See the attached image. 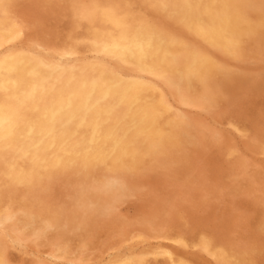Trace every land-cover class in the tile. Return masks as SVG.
<instances>
[{
  "label": "rangeland",
  "instance_id": "rangeland-1",
  "mask_svg": "<svg viewBox=\"0 0 264 264\" xmlns=\"http://www.w3.org/2000/svg\"><path fill=\"white\" fill-rule=\"evenodd\" d=\"M111 1L0 0L14 28L0 38V61L50 65L46 96L67 80L51 120L57 135L72 133L77 156L100 150L87 161L49 147L35 163L0 153V264H264V0H234L241 32L221 41L204 33L221 22L210 16L229 6L223 0L197 9L199 29L183 11L205 0ZM135 33L170 55L168 69L119 53Z\"/></svg>",
  "mask_w": 264,
  "mask_h": 264
},
{
  "label": "bare ground",
  "instance_id": "bare-ground-1",
  "mask_svg": "<svg viewBox=\"0 0 264 264\" xmlns=\"http://www.w3.org/2000/svg\"><path fill=\"white\" fill-rule=\"evenodd\" d=\"M39 1V0H37ZM45 2L47 0H44ZM109 1V0H108ZM111 1V0H110ZM122 1V0H121ZM131 1V0H130ZM139 1V0H138ZM172 1V0H171ZM225 3H227L229 6L225 8V10L222 9V11L218 8L217 11L211 13V19L210 20H220L218 19L219 17L222 16V20L219 24H217L213 29H208L204 33L206 36H209L212 38L213 41H221L224 38H234L236 37L237 34L241 32L240 30V24L242 21V12H241V7L239 5L233 4L234 0H223ZM31 2V1H30ZM105 2V1H104ZM112 2V1H111ZM119 2V1H118ZM216 0H205L204 3L202 4H197V3H192L191 7L185 8L183 12L187 14L190 18L193 17L194 13H196L199 8V10L204 9L205 7L209 6L211 7L213 4H215ZM25 3V2H24ZM42 3V2H41ZM64 3V1H63ZM102 3V2H101ZM109 3V2H108ZM184 3V1H182ZM263 3V2H262ZM42 4L45 5L43 2ZM56 4V3H55ZM62 4V3H61ZM67 4V3H65ZM112 4V3H111ZM255 4V3H254ZM27 5V4H26ZM38 5V4H37ZM58 5V4H57ZM68 5V4H67ZM213 5V6H214ZM4 6V5H3ZM22 6V5H21ZM30 6V5H29ZM39 6V5H38ZM104 6V5H102ZM262 6V5H261ZM20 7V5H19ZM26 7V6H24ZM23 7V8H24ZM63 7V6H62ZM65 7V5H64ZM63 7V8H64ZM108 7V6H107ZM122 7V6H121ZM183 7V6H182ZM3 8V7H2ZM21 8V7H20ZM40 8V7H39ZM56 8V7H55ZM68 8V6H67ZM215 8V7H214ZM127 9V8H126ZM212 9V8H211ZM261 9V8H260ZM56 10V9H55ZM53 10V11H55ZM116 10V9H115ZM141 10V9H140ZM259 9H257L258 11ZM20 11V10H19ZM22 11V10H21ZM60 13V10H58ZM69 11V10H68ZM181 11V10H180ZM255 11V10H254ZM256 11V12H257ZM48 12V11H47ZM70 12V11H69ZM159 12V11H158ZM248 12V11H247ZM255 12V14H256ZM262 11L260 10V13ZM253 11L251 12V14ZM264 13V12H262ZM66 14V13H65ZM165 14V13H164ZM249 14V15H251ZM171 15V14H170ZM156 16V15H155ZM163 16V15H162ZM69 17V16H68ZM136 17V16H135ZM141 17V16H140ZM176 17V16H175ZM175 17H173L175 19ZM11 18V17H10ZM162 18V17H161ZM194 18V17H193ZM204 18V17H203ZM248 18V16H247ZM251 18V17H250ZM67 19V18H65ZM64 19V20H65ZM205 20V19H204ZM264 20V16L263 19ZM68 21V20H67ZM192 25L195 29H199L200 24L198 20H191ZM8 22V21H7ZM1 16L0 12V38L2 39H8L10 38L13 33H14V28L12 25H9ZM207 22V20H206ZM254 22V21H253ZM256 22V21H255ZM59 23V22H58ZM67 23V22H66ZM82 23V22H81ZM161 23V22H160ZM247 23V22H246ZM95 24V23H94ZM187 24V23H186ZM210 24V23H209ZM264 24V23H263ZM82 25V24H81ZM100 25V24H99ZM182 25V23L180 24ZM250 25V24H249ZM72 26V24H71ZM96 26V25H95ZM98 26V25H97ZM168 26V25H167ZM166 26V27H167ZM65 25L64 28L65 29ZM69 27V26H68ZM84 28L83 26H81ZM246 27V26H245ZM243 26V28H245ZM62 28V26H61ZM90 28V27H89ZM88 28V29H89ZM99 28V26H98ZM104 28V27H102ZM177 28V27H176ZM253 28V27H252ZM23 29V28H22ZM21 29V31H22ZM168 29V28H167ZM244 30V29H243ZM254 31V28L252 29ZM260 30V29H259ZM81 31V30H80ZM262 31V30H260ZM259 31V32H260ZM76 32V31H75ZM82 32V31H81ZM257 32V31H256ZM254 32V33H256ZM22 33V32H21ZM59 33V32H58ZM77 33H79L77 31ZM83 33V32H82ZM253 33V34H254ZM258 33V32H257ZM261 33V32H260ZM51 34V33H49ZM54 34V33H53ZM56 35V34H55ZM79 35V34H77ZM84 36V34H82ZM99 35V34H98ZM242 35V33L240 34ZM255 35V34H254ZM19 36V35H18ZM52 36V34H51ZM59 37V35H57ZM76 36V35H75ZM244 36V35H243ZM257 36V35H255ZM260 36V35H259ZM61 37V36H60ZM78 38V36H76ZM90 37V36H89ZM104 37V35H102ZM249 37V36H248ZM51 38V37H50ZM49 38V39H50ZM237 38V37H236ZM242 38V36H241ZM240 38V39H241ZM55 39V38H54ZM59 39V38H58ZM169 39V38H168ZM262 39V37H261ZM261 39L259 41H261ZM40 40V39H39ZM47 40V39H46ZM64 40V39H62ZM69 40V39H68ZM67 40V41H68ZM57 41V40H56ZM60 41V39H59ZM242 41V39H241ZM240 41V42H241ZM247 40H245L246 42ZM250 41V39H249ZM247 41L246 44L249 42ZM258 41V42H259ZM49 42V41H47ZM52 42V41H51ZM131 42L133 46H124L121 47L119 50V53L122 55H129L132 57L134 60H148L151 64H153L156 68L164 71L168 69L171 65V58L170 55L165 51V50H159L157 48V42H154L152 40V37H149L147 35L140 37L138 33H135V36L131 39ZM179 42V40H178ZM251 42V41H250ZM257 42V43H258ZM50 43V42H49ZM48 43V45H49ZM58 43V41H57ZM66 44V43H65ZM71 44V43H70ZM178 44V43H176ZM240 44V43H239ZM51 45V43H50ZM53 45V44H52ZM55 45V44H54ZM61 45V44H60ZM181 45V44H180ZM243 45V43H242ZM250 45V43H249ZM253 45V44H252ZM260 45V44H259ZM263 45V44H262ZM72 46V45H71ZM70 46V47H71ZM82 46V45H81ZM89 49L88 44L86 45ZM241 46V45H240ZM246 46V45H245ZM256 46V45H254ZM261 46V45H260ZM264 46V45H263ZM64 47V45H63ZM85 47V45H84ZM180 47V46H179ZM244 47V45H243ZM79 48V47H78ZM90 48H92L90 46ZM178 47L174 48V51H176ZM186 48V47H185ZM242 48V46H241ZM253 48V47H252ZM261 48V47H260ZM263 48V47H262ZM76 49V47L74 48ZM172 49V48H171ZM83 50V49H82ZM86 50V49H85ZM84 50V51H85ZM184 56L187 55L188 49H182ZM247 50V48H246ZM249 50V49H248ZM247 50V51H248ZM87 51V50H86ZM91 51V50H90ZM180 51V50H179ZM261 51V49H260ZM245 52V50H244ZM253 52V50L251 51ZM247 53V52H246ZM264 53V52H263ZM240 55V54H239ZM244 56V55H243ZM242 56V57H243ZM183 57V56H182ZM240 57V56H239ZM256 57V56H255ZM262 59V56H260ZM181 58V57H180ZM246 58V57H244ZM264 58V57H263ZM251 59V58H250ZM258 59V58H257ZM183 60V59H182ZM253 60V59H252ZM264 60V59H263ZM189 61V59H188ZM184 63V61H183ZM183 65V64H182ZM180 63V66H182ZM201 67L202 70L204 71H211V67L206 63H200L198 64V67ZM185 67L188 68V65L185 64ZM196 65H194V68ZM185 68V69H186ZM215 68V66H214ZM185 69L182 70V72H185ZM108 70V69H107ZM173 71V70H172ZM214 71V69H213ZM168 71H166L167 73ZM203 71L201 72V74ZM52 67L50 65H47L45 63H42L40 60L37 59H32L30 57H25V56H20L16 57L14 59H4L0 61V95L2 98L0 99V153H5L7 151L13 150V151H18L22 155H26L27 153H30V161L31 163H35L37 156L40 154V152L49 147H54V148H62L60 153L62 154L63 157L65 158H82L87 161H93L96 158V156L100 153L99 146L96 147V152H87L84 155L77 156V151L74 149L73 145L71 144V134L72 133H67L61 135V137H58L57 135V128L54 127V124L52 123V116L54 111H59L63 109V99H62V94L66 90L67 86V80H65L63 83L60 84L57 90L52 91L50 94L47 96L44 94V87L47 85H50V78L52 75ZM208 74V73H207ZM214 74V72H213ZM255 74V73H254ZM253 74V75H254ZM111 76V75H110ZM200 76V75H199ZM209 76H213L209 74ZM208 76V78H210ZM53 78V76H52ZM201 78V76H200ZM213 78V77H211ZM237 78V77H236ZM71 79V78H70ZM77 79V78H76ZM215 79V78H214ZM97 80V79H96ZM239 80V78L237 79ZM87 81V80H86ZM255 81V80H254ZM259 81V80H258ZM212 82V81H209ZM256 82V81H255ZM70 83V82H69ZM72 84V83H71ZM109 83H102L98 89V94L103 95L108 92V85ZM185 85V84H184ZM214 85V84H212ZM234 85V84H232ZM237 85V83H236ZM210 86V84H209ZM70 87V86H69ZM7 89H9V92L7 93ZM230 89V88H229ZM236 89V88H235ZM257 89V88H256ZM133 90V88H132ZM233 90V89H232ZM135 91V90H133ZM234 91V90H233ZM232 91V92H233ZM245 91V90H244ZM247 91V90H246ZM250 92V90H249ZM248 92V93H249ZM251 93V92H250ZM113 95L117 96L119 95L118 91H113ZM213 94V93H212ZM146 95V94H145ZM157 95V94H156ZM200 95V93H199ZM202 95V94H201ZM227 95V94H226ZM225 95V96H226ZM41 97L44 99V102L41 100V105L37 108L36 113H32L29 110L30 106V101L33 98ZM190 102V101H189ZM148 107V106H147ZM84 104L80 103V105L77 107L78 111L84 110ZM143 113H146L145 110L142 111ZM149 113V111H148ZM164 117V116H163ZM171 118V115L169 116ZM168 119V118H167ZM264 119V118H263ZM161 120V119H160ZM264 126V125H263ZM86 128L90 130L92 128V124L86 125ZM106 129V128H105ZM255 129V128H254ZM244 130V129H242ZM132 132V131H131ZM242 132V131H241ZM205 134V133H204ZM199 135V134H198ZM164 136V135H163ZM172 136V135H171ZM203 137V136H202ZM205 137V136H204ZM208 137V136H207ZM139 138V137H138ZM168 139V137H167ZM219 139V138H218ZM257 139V138H256ZM207 140V139H206ZM220 140V139H219ZM173 141V140H172ZM215 141V139L213 140ZM260 141V140H259ZM166 142V141H165ZM178 142V141H177ZM263 142V141H262ZM215 143V142H214ZM257 143V141H256ZM175 144V143H174ZM173 144V145H174ZM177 144V143H176ZM175 144V145H176ZM207 144V142H206ZM143 145V144H142ZM178 146V145H177ZM142 147V146H141ZM184 147V146H183ZM172 148V146L170 147ZM174 148V147H173ZM145 149V148H144ZM176 149V148H175ZM184 149V148H183ZM186 149V148H185ZM255 149V148H254ZM178 151V150H177ZM182 151V149H181ZM140 152V151H139ZM145 152V151H144ZM229 152V151H228ZM147 153V152H146ZM183 153V152H181ZM195 153V152H194ZM140 154V153H139ZM186 154V153H185ZM166 155V154H165ZM187 155V154H186ZM149 156V155H148ZM178 156V155H177ZM183 156V155H182ZM189 156V155H188ZM235 156V155H234ZM139 157V156H138ZM157 157V156H156ZM162 157V156H161ZM135 158V157H134ZM181 158V157H180ZM183 158V157H182ZM140 159V158H139ZM179 159V158H178ZM146 160V159H145ZM144 160V161H145ZM164 160V158H163ZM173 160V159H172ZM180 160V159H179ZM178 160V161H179ZM183 160V159H182ZM168 162V160L166 159ZM164 161V162H166ZM171 161V160H170ZM181 161V160H180ZM78 162V161H76ZM75 162V163H76ZM142 162V161H141ZM151 162V161H150ZM155 162V160H154ZM159 162V161H158ZM163 162V163H164ZM175 162V161H172ZM183 162V161H182ZM193 162V161H192ZM178 162H176L177 164ZM198 163V162H197ZM25 164V163H24ZM118 164V163H117ZM145 164V163H144ZM147 164V163H146ZM245 164V163H243ZM171 165H173L171 163ZM178 165V164H177ZM186 165V164H185ZM168 166V165H167ZM166 166V168H167ZM75 167V166H74ZM158 167V166H157ZM174 167V166H172ZM139 168V166H138ZM175 168V167H174ZM256 168V167H254ZM244 169V168H243ZM73 170V169H72ZM232 170V169H231ZM246 170V169H244ZM189 170H186L185 172H188ZM248 172V171H247ZM250 172V171H249ZM228 173V172H227ZM183 174V173H182ZM232 174V173H231ZM239 174V173H238ZM248 174V173H246ZM251 174V172H250ZM189 176V175H188ZM249 176V175H248ZM81 177V176H80ZM192 177V176H191ZM74 178V177H73ZM152 178V177H151ZM178 178V177H177ZM188 178V177H187ZM180 179V178H179ZM192 179V178H190ZM242 179V178H241ZM250 179V178H249ZM73 180V179H72ZM186 180V178H185ZM188 180V179H187ZM192 181V180H191ZM190 181V182H191ZM194 181V180H193ZM249 181V180H248ZM251 181V179H250ZM252 181L253 178H252ZM9 182V181H8ZM195 182V181H194ZM156 183V182H155ZM135 184V183H134ZM158 185V184H157ZM193 185V184H192ZM202 185V184H201ZM231 185V184H229ZM228 188V187H227ZM58 189V188H56ZM263 189V188H262ZM185 190V189H184ZM191 190V189H190ZM189 192V191H188ZM193 192V191H192ZM59 193V192H58ZM3 194H5L3 192ZM51 194V193H50ZM60 194V193H59ZM6 195V194H5ZM55 195V194H53ZM250 195V194H249ZM10 196V195H9ZM52 196V195H51ZM247 196V195H246ZM3 197V196H2ZM5 197V196H4ZM2 198V200L4 199ZM8 197V196H7ZM57 197V196H56ZM62 197V196H59ZM58 197V198H59ZM204 197V196H203ZM16 198V197H14ZM57 198V199H58ZM252 198V196H251ZM7 199V198H6ZM52 199V198H51ZM55 199V198H54ZM253 199V198H252ZM5 200V199H4ZM50 200V199H49ZM59 200V199H58ZM7 201V200H6ZM71 201V200H70ZM52 202V201H51ZM58 202V201H57ZM65 202V201H64ZM260 202V201H259ZM256 203V202H254ZM6 204V202H5ZM38 204V203H37ZM260 204V203H259ZM258 205V204H257ZM4 206V205H3ZM7 206V205H6ZM15 206V205H14ZM8 207V206H7ZM12 208V207H11ZM50 208V207H49ZM257 208V207H256ZM1 209V207H0ZM171 209V208H170ZM50 210V209H49ZM164 210V209H163ZM156 211V210H155ZM165 211V210H164ZM156 213V212H155ZM159 215V214H158ZM161 215V214H160ZM263 215V214H262ZM1 216V215H0ZM165 217V216H164ZM151 218V217H150ZM114 220V219H113ZM124 220V219H123ZM106 221V220H105ZM148 221V220H147ZM168 221V220H167ZM195 221V220H194ZM109 222V221H108ZM165 222V221H164ZM200 222V221H199ZM162 223V222H161ZM202 223V222H201ZM257 223V222H256ZM175 224V223H174ZM181 225V224H180ZM191 225V223H190ZM201 225V224H200ZM176 226V225H175ZM187 226V225H186ZM109 227V226H108ZM113 227V226H112ZM112 227L110 228L112 230ZM119 227V226H118ZM116 227V228H118ZM188 227V226H187ZM198 227V226H197ZM178 228V227H175ZM183 228V227H182ZM181 228V229H182ZM192 227H189V229ZM195 229V228H194ZM193 229V230H194ZM102 230V229H101ZM106 230V229H105ZM128 230V229H127ZM126 230V231H127ZM142 230V229H141ZM198 230V229H197ZM207 230V229H206ZM100 231V230H99ZM115 231V230H114ZM145 231V230H144ZM217 231V230H216ZM102 233H107L104 231H101ZM111 232V231H110ZM186 232V231H185ZM188 232V231H187ZM199 232V231H198ZM202 232V231H201ZM200 232V233H201ZM205 232V230H204ZM207 232V231H206ZM130 233V232H129ZM195 233V232H194ZM255 233V232H254ZM109 234V233H108ZM134 234V233H133ZM140 234V232H139ZM143 234V233H141ZM207 234V233H206ZM211 234V233H210ZM219 234V233H218ZM259 234V233H258ZM28 235V234H25ZM79 235V234H78ZM137 235V234H136ZM164 235V234H163ZM172 235V234H171ZM176 235V234H175ZM199 235V234H198ZM212 235V234H211ZM65 236V235H64ZM93 236V235H92ZM169 236V235H168ZM189 237V235H187ZM196 236V235H195ZM258 236V235H257ZM260 236V235H259ZM109 237V236H108ZM111 237V235H110ZM148 237V236H147ZM166 237V236H165ZM173 237V235H172ZM175 237V236H174ZM173 237V238H174ZM193 237V236H192ZM216 237V236H215ZM213 236V238H215ZM64 238V237H63ZM82 238V237H81ZM100 238V237H99ZM134 238V236H133ZM168 238V237H166ZM186 238V236H185ZM194 238V237H193ZM197 238V237H196ZM219 236L217 237V239ZM258 238V237H257ZM256 238V239H257ZM260 238V237H259ZM262 238V236H261ZM58 239V238H57ZM65 239V238H64ZM63 239V240H64ZM176 239V237H175ZM191 240L190 238H188ZM59 240V239H58ZM74 240V239H73ZM130 240V239H129ZM216 240V239H215ZM214 240V242H215ZM61 241V240H60ZM75 241V240H74ZM73 241V242H74ZM166 241V239H165ZM217 241V240H216ZM247 241V239L245 240ZM244 241V242H245ZM262 241V240H261ZM98 242V240H97ZM192 242V241H191ZM240 242V241H239ZM260 242V241H258ZM40 243V242H38ZM70 243V242H69ZM72 243V242H71ZM79 243V242H77ZM231 243V242H230ZM261 243V242H260ZM45 244V243H44ZM194 244V243H193ZM240 244V243H239ZM249 244V243H247ZM246 244V245H247ZM73 245V244H72ZM71 244L69 245L70 247L72 246ZM216 245V244H215ZM236 245V244H235ZM40 246V244H39ZM49 246V245H47ZM68 246V247H69ZM77 246V245H73ZM72 246V247H73ZM214 246V245H213ZM241 246V245H240ZM239 246V247H240ZM55 248V247H54ZM111 249V247H109ZM224 248V247H223ZM233 248V247H232ZM234 248H237L234 247ZM74 249V248H73ZM109 249V250H110ZM226 249V248H225ZM238 249V248H237ZM249 249V248H248ZM261 249V248H260ZM70 250V249H67ZM228 250V249H227ZM253 250V249H252ZM72 251V250H71ZM74 251V250H73ZM113 251V250H112ZM140 251V250H139ZM178 251V250H177ZM9 253V252H8ZM74 253V252H72ZM60 254V253H59ZM68 254V253H67ZM8 255V254H7ZM81 256V255H80ZM248 256V255H247ZM74 258V257H73ZM238 258V257H237ZM245 258V257H244ZM251 258V256H250ZM249 258V259H250ZM152 259V258H151ZM166 259V258H165ZM173 259V258H172ZM252 259V258H251ZM176 260V259H174ZM173 260V261H174ZM239 260V258H238ZM253 260V259H252ZM149 261V259H148ZM166 261V260H165ZM259 261V260H257ZM55 262V261H54ZM159 262V261H158ZM240 262V261H239ZM238 262V263H239ZM152 263V262H151ZM164 263V262H163ZM241 263V262H240ZM254 263V262H253ZM61 264V263H60ZM123 264H129V263H123ZM150 264V263H149ZM165 264V263H164ZM257 264V262H256Z\"/></svg>",
  "mask_w": 264,
  "mask_h": 264
}]
</instances>
